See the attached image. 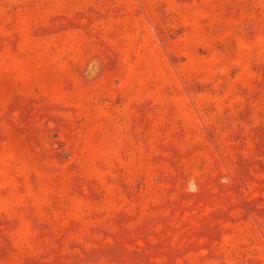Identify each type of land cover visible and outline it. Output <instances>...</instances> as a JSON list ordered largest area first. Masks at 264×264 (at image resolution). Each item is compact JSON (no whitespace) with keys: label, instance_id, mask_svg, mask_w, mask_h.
Wrapping results in <instances>:
<instances>
[{"label":"rangeland","instance_id":"rangeland-1","mask_svg":"<svg viewBox=\"0 0 264 264\" xmlns=\"http://www.w3.org/2000/svg\"><path fill=\"white\" fill-rule=\"evenodd\" d=\"M0 264H264V0H0Z\"/></svg>","mask_w":264,"mask_h":264},{"label":"clouds","instance_id":"clouds-1","mask_svg":"<svg viewBox=\"0 0 264 264\" xmlns=\"http://www.w3.org/2000/svg\"><path fill=\"white\" fill-rule=\"evenodd\" d=\"M189 190H190V191H194V190H195L194 186H190V187H189Z\"/></svg>","mask_w":264,"mask_h":264}]
</instances>
